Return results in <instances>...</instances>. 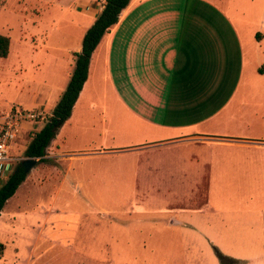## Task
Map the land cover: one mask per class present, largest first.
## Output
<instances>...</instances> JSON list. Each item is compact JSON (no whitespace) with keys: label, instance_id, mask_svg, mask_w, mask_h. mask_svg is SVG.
<instances>
[{"label":"rangeland","instance_id":"obj_1","mask_svg":"<svg viewBox=\"0 0 264 264\" xmlns=\"http://www.w3.org/2000/svg\"><path fill=\"white\" fill-rule=\"evenodd\" d=\"M103 3L0 0V29L10 33L12 51L0 59L5 67L0 103L50 115L61 94L49 96V89L68 65L63 48L76 45L88 23L84 13ZM228 7L243 32L251 75L264 64V43L259 46L254 34L264 30V0H231ZM91 82L102 86L98 78ZM43 125L35 123L37 130ZM141 130L111 95L105 99L99 88L85 93L74 118L47 148V160L39 159L27 173L0 217V226L15 218L18 232L31 228L34 218L47 219L49 241L35 246L28 264H224L218 252L229 260L264 264L259 221L264 197L252 203L241 184L231 180L222 187L216 180L207 198L211 180L200 176L203 165L198 179L186 178L181 169L189 139L139 145L148 139ZM31 136L19 140L16 166L28 158ZM69 149L76 152H65ZM211 198L216 210L209 211ZM249 211L257 217L250 218ZM39 223L35 229L42 231ZM42 252L47 254L41 257Z\"/></svg>","mask_w":264,"mask_h":264},{"label":"crops","instance_id":"obj_2","mask_svg":"<svg viewBox=\"0 0 264 264\" xmlns=\"http://www.w3.org/2000/svg\"><path fill=\"white\" fill-rule=\"evenodd\" d=\"M230 1L132 0L94 50L88 79L68 120L74 118L85 93L99 88L105 99L111 95L139 130H144L148 139L139 145L189 139L187 162L179 161L181 169L186 178L198 179L203 165L200 176L211 180L207 198L214 195L216 180L222 187L233 180L249 193L252 203H258L264 197V64L247 74L244 36L228 7ZM94 8L83 15L88 23L76 36V45L63 48L68 52V65L49 89V96L62 95L66 89L76 53L103 4ZM244 14L240 10L239 18ZM0 33L10 35L1 29ZM254 34L257 44L263 45L264 30ZM11 53L10 46L8 57ZM2 63L0 74L5 68ZM93 77L102 86L92 83ZM214 204L211 198L207 209L216 210ZM227 212L222 211L225 216ZM247 213L257 217V212ZM14 219L0 226V242L5 244L0 264H28L35 246L50 238L49 227H44L47 219L34 218L42 231L29 222L31 228L22 232ZM259 221L264 228V209ZM248 224L255 223L250 219ZM255 247L252 240L250 249L256 251Z\"/></svg>","mask_w":264,"mask_h":264},{"label":"trees","instance_id":"obj_3","mask_svg":"<svg viewBox=\"0 0 264 264\" xmlns=\"http://www.w3.org/2000/svg\"><path fill=\"white\" fill-rule=\"evenodd\" d=\"M132 0H104L103 9L95 22L86 31L81 50L76 53L75 68L71 74L70 81L62 93L57 105L49 115L48 121L41 129L32 134L31 141L25 150V156L40 158L46 161L47 148L58 134L60 128L72 115L74 106L80 96L89 75L92 54L101 42L102 38L120 20L121 13L130 5ZM11 38L0 33V58H7L10 53ZM27 172L23 161L10 173L5 182L0 185V214L7 201L16 193L20 185L26 180ZM5 251V244L0 242V258ZM224 264H245V260L226 258L218 252Z\"/></svg>","mask_w":264,"mask_h":264},{"label":"built area","instance_id":"obj_4","mask_svg":"<svg viewBox=\"0 0 264 264\" xmlns=\"http://www.w3.org/2000/svg\"><path fill=\"white\" fill-rule=\"evenodd\" d=\"M48 118L43 110L29 109L17 103H0V179L8 178L18 163L17 149L22 136L36 131L35 123L45 124Z\"/></svg>","mask_w":264,"mask_h":264},{"label":"water","instance_id":"obj_5","mask_svg":"<svg viewBox=\"0 0 264 264\" xmlns=\"http://www.w3.org/2000/svg\"><path fill=\"white\" fill-rule=\"evenodd\" d=\"M39 159L40 158H30V157H28L27 159H25L23 161V166H24V168H25L27 173L30 170H32L38 164Z\"/></svg>","mask_w":264,"mask_h":264},{"label":"flooded vegetation","instance_id":"obj_6","mask_svg":"<svg viewBox=\"0 0 264 264\" xmlns=\"http://www.w3.org/2000/svg\"><path fill=\"white\" fill-rule=\"evenodd\" d=\"M17 167H18V166H16V168H17ZM16 168H15V169H16Z\"/></svg>","mask_w":264,"mask_h":264}]
</instances>
